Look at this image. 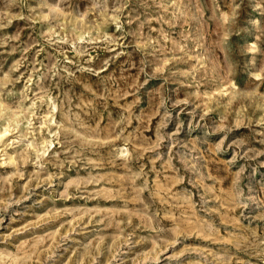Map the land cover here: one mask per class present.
<instances>
[{
  "label": "rangeland",
  "instance_id": "1",
  "mask_svg": "<svg viewBox=\"0 0 264 264\" xmlns=\"http://www.w3.org/2000/svg\"><path fill=\"white\" fill-rule=\"evenodd\" d=\"M0 264H264V0H0Z\"/></svg>",
  "mask_w": 264,
  "mask_h": 264
}]
</instances>
